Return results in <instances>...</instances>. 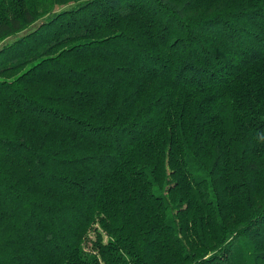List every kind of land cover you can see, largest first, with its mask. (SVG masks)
I'll use <instances>...</instances> for the list:
<instances>
[{"label": "trees", "instance_id": "1", "mask_svg": "<svg viewBox=\"0 0 264 264\" xmlns=\"http://www.w3.org/2000/svg\"><path fill=\"white\" fill-rule=\"evenodd\" d=\"M0 264H264V0H0Z\"/></svg>", "mask_w": 264, "mask_h": 264}]
</instances>
